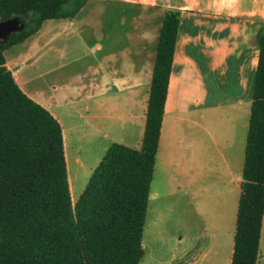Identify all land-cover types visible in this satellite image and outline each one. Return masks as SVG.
Returning <instances> with one entry per match:
<instances>
[{"label":"crops","instance_id":"obj_1","mask_svg":"<svg viewBox=\"0 0 264 264\" xmlns=\"http://www.w3.org/2000/svg\"><path fill=\"white\" fill-rule=\"evenodd\" d=\"M166 11L180 24L154 176L196 198L194 230L166 250L156 234L148 253L145 226L140 264H232L264 0H88L6 50L5 66L60 123L76 203L112 145L141 149Z\"/></svg>","mask_w":264,"mask_h":264},{"label":"trees","instance_id":"obj_2","mask_svg":"<svg viewBox=\"0 0 264 264\" xmlns=\"http://www.w3.org/2000/svg\"><path fill=\"white\" fill-rule=\"evenodd\" d=\"M88 0H0V22L24 30L0 41V264H140L165 102L180 24L160 30L141 149L114 144L73 203L63 132L5 66L6 50L47 20L75 17ZM256 68L232 264H257L264 218V26ZM180 264V263H177Z\"/></svg>","mask_w":264,"mask_h":264},{"label":"rangeland","instance_id":"obj_3","mask_svg":"<svg viewBox=\"0 0 264 264\" xmlns=\"http://www.w3.org/2000/svg\"><path fill=\"white\" fill-rule=\"evenodd\" d=\"M39 72H45L44 63L38 67ZM43 82L44 78L39 82V85L41 86ZM172 181L173 179L169 177L162 178L160 173H157L153 178L146 218L145 240L148 244V253H150L154 235L157 234L166 240V250L170 243L173 244L181 235L192 234L194 230L191 225V215H193L196 198L181 191Z\"/></svg>","mask_w":264,"mask_h":264},{"label":"water","instance_id":"obj_4","mask_svg":"<svg viewBox=\"0 0 264 264\" xmlns=\"http://www.w3.org/2000/svg\"><path fill=\"white\" fill-rule=\"evenodd\" d=\"M25 24L18 17L0 22V41L7 42L13 33L24 30Z\"/></svg>","mask_w":264,"mask_h":264}]
</instances>
